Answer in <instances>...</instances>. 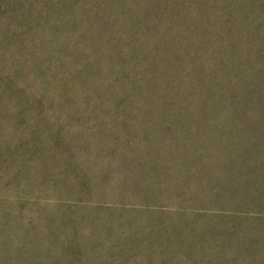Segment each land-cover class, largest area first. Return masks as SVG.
<instances>
[{"label":"rangeland","instance_id":"rangeland-1","mask_svg":"<svg viewBox=\"0 0 264 264\" xmlns=\"http://www.w3.org/2000/svg\"><path fill=\"white\" fill-rule=\"evenodd\" d=\"M0 264H264V0H0Z\"/></svg>","mask_w":264,"mask_h":264}]
</instances>
